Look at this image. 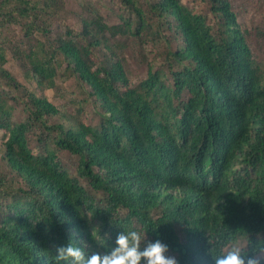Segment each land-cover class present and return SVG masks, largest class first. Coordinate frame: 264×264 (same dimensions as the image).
I'll use <instances>...</instances> for the list:
<instances>
[{"label":"trees","instance_id":"trees-1","mask_svg":"<svg viewBox=\"0 0 264 264\" xmlns=\"http://www.w3.org/2000/svg\"><path fill=\"white\" fill-rule=\"evenodd\" d=\"M104 1L0 0V264L133 229L178 264L264 247V71L229 0H202L216 29L182 0H109L110 24Z\"/></svg>","mask_w":264,"mask_h":264},{"label":"clouds","instance_id":"clouds-1","mask_svg":"<svg viewBox=\"0 0 264 264\" xmlns=\"http://www.w3.org/2000/svg\"><path fill=\"white\" fill-rule=\"evenodd\" d=\"M183 98L187 100L189 95ZM145 233L135 229L122 230L117 233L113 246L107 251L91 252L87 255L84 247L70 239L69 242L56 248L55 254L51 255V262L52 264L69 261L70 264H178L175 256L166 255L167 244L159 239L146 241ZM90 236L91 238L100 236L99 229L94 228ZM210 256L212 264H264V247L254 250L250 247V243L241 246L230 242L221 251L215 254L210 252Z\"/></svg>","mask_w":264,"mask_h":264},{"label":"rangeland","instance_id":"rangeland-1","mask_svg":"<svg viewBox=\"0 0 264 264\" xmlns=\"http://www.w3.org/2000/svg\"><path fill=\"white\" fill-rule=\"evenodd\" d=\"M182 2L187 6H191L195 10L205 11L206 13L204 14L208 16L209 23L216 29L218 21L213 14L208 12L209 8L203 4L204 2L202 0H182ZM229 2L231 4L232 11L237 16V24L239 25V28L243 32H247L249 34L247 41L254 52L256 61L260 64L261 69L264 71V0H229ZM69 8L71 12L78 11L77 6L73 3H69ZM97 8L99 10V14H101L107 23L115 24L119 21L118 15L121 7L118 2L106 0L104 1V6L97 5ZM129 59L128 63L131 62L133 65L131 78L136 79V77L142 76L143 74L141 73V69H144V67L139 63V61H131V57H129ZM7 60L8 62L5 63L4 66L15 74L23 83H25L26 86L31 87L30 83L23 80V76L21 74L23 69L21 68V65H19V60L16 61L11 57H8ZM58 83L60 84V81H58ZM61 86V94L65 95L70 83H62ZM47 95L49 99L57 105L65 102L58 99L56 94L52 91L48 92ZM63 161L66 160L63 159Z\"/></svg>","mask_w":264,"mask_h":264}]
</instances>
